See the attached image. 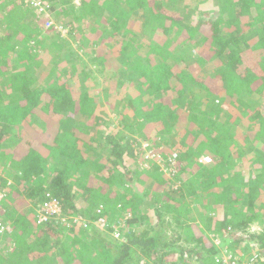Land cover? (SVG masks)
Returning <instances> with one entry per match:
<instances>
[{
	"label": "trees",
	"instance_id": "obj_1",
	"mask_svg": "<svg viewBox=\"0 0 264 264\" xmlns=\"http://www.w3.org/2000/svg\"><path fill=\"white\" fill-rule=\"evenodd\" d=\"M42 1L0 0V264H264V0Z\"/></svg>",
	"mask_w": 264,
	"mask_h": 264
},
{
	"label": "rangeland",
	"instance_id": "obj_2",
	"mask_svg": "<svg viewBox=\"0 0 264 264\" xmlns=\"http://www.w3.org/2000/svg\"><path fill=\"white\" fill-rule=\"evenodd\" d=\"M26 1V3L28 4V3H32V1L31 0H25ZM31 5V4H30ZM33 6V5H32ZM214 16H217V12L216 11H212V15L210 16V19L211 18H214ZM253 16L255 17V19L257 20V22H259L260 21V17H259V14L257 13V11H254L253 12ZM52 19L54 20L55 18H53L52 17ZM195 21V20H194ZM56 22H57V18H56ZM56 22L53 24V25H55L56 24ZM52 25V26H53ZM48 26V25H47ZM51 26V27H52ZM51 27H49V28H51ZM48 30V29H47ZM58 30H59V28H58ZM66 33H68V31L66 32ZM125 34H126V31L125 32H123L122 34H121V36H124L125 37ZM63 36H65V35H63ZM62 35H61V37L62 38H64ZM128 37H129V35H128ZM65 40L62 42V44L63 45H65L66 46V48H67V46L69 45H71V46H73V47H77V45H78V43H76V41H75V38H76V40H77V42H78V40H79V38H77V37H72V36H70L69 38L67 37V34H66V36H65ZM182 43H183V41H182ZM64 48V47H63ZM194 62V60L192 59L189 63H193ZM91 68H92V70H94V66H91ZM191 70L197 75V76H199V74L201 73V70L198 68V66L197 65H195V67H192L191 68ZM127 73H130V71H127ZM97 76H99V74H96ZM94 76V75H93ZM208 77V76H207ZM208 81L209 82H211L212 83V81L213 80H209V79H207L206 81H204V82H207L208 83ZM101 83H106L105 81H103V82H101ZM105 86V85H104ZM102 91V88H101V86L100 87H94V89L92 90V94L94 95V98H93V100L94 101H98V100H96V98H98L99 99V101L100 102H102V103H105L106 102V99L108 98V95H107V93H103V92H101ZM220 90L219 89H216L214 92L215 93H217V92H219ZM115 95H112V96H110V97H114ZM109 100L112 102V103H115V106L117 107V109H118V101H116L115 99H111V98H109ZM109 100H107V101H109ZM107 104H108V102H107ZM261 107L263 108V110H264V103H262V105H261ZM117 109H115V110H117ZM237 109H239V107L237 108ZM240 111V110H239ZM104 116L105 117H108L109 118V120H113V119H115L116 118V116H117V114H116V112L114 113V112H112V110L111 109H109L107 106H106V109H105V111H104ZM113 127H116V119H115V121H114V126ZM157 135V134H156ZM169 135V136H168ZM168 135H164V136H160V135H158V137L157 138H154V136L151 138V140H153V141H149V142H147L145 139H140V140H142V141H140L139 140V143H136L135 145H134V148H135V154L136 155H138V160H141V161H145V163H143V166L144 167H149L150 166V164H149V160H152V158L150 157V156H148L149 155V153H151V156L152 155H155V157H158V158H160L161 157V159H162V156H161V151H160V146H162L163 144H162V142L161 141H170L171 139L170 138H172V139H175V136L173 135L172 137H171V135L172 134H168ZM162 144V145H161ZM158 145H160V146H158ZM153 148V149H152ZM156 151H155V150ZM151 151H154L153 153L151 152ZM249 155H251V154H249ZM261 156V155H260ZM260 156L258 155V157L260 158ZM203 158V157H202ZM155 159V158H154ZM147 161H149V162H147ZM158 163H160V161H158ZM142 166V167H143ZM161 166H163V165H161ZM163 171H164V173H166L167 174V176H172V174H170L169 172L170 171H172V169H170V168H167V167H164L163 168ZM136 191H137V193L138 194H140V195H143L144 194V187H141V186H139V185H136ZM149 188V187H148ZM175 188H176V186H175ZM144 205H146V208L144 209V212L145 213H147L148 215H151L152 217H154V212H153V210H152V203H151V201L150 200H145L144 201ZM30 207V206H29ZM193 208H194V210L196 211V208H195V206L193 205L192 206ZM206 211V210H205ZM207 211H209L208 209H207ZM195 214H196V212H195ZM206 214H208V212L206 213ZM129 215H131V214H129ZM129 215H127L126 217H129ZM197 215V214H196ZM155 219V218H154ZM252 221V220H251ZM257 221H259V220H257ZM251 223V222H250ZM248 223V227H247V230H251V231H255V232H258V231H261L263 228H264V225L263 224H261V223H257V222H253V223ZM95 225H99V227L100 228H102V227H104V225L103 224H101L100 222H98V221H96L95 223H94ZM9 226V225H8ZM9 229V228H8ZM115 236L116 237H118V238H120V235H119V233H118V231H116L115 233ZM213 242L216 244V245H219L220 244V242H221V240L218 238V239H215V240H213ZM182 243V242H181ZM225 246V245H224ZM226 247V246H225ZM221 249H222V255H223V258H224V264H229V261L230 260H232V263L233 264H250L249 262L250 261H253L256 257H257V255L256 254H254L253 255V252H248V251H246V250H244V248H242V249H240V253H237V254H235V256H233V258L232 259H230V254H228V251L227 250H225L224 249V247H221ZM231 253V252H230ZM253 255V258H251V259H247V258H249L250 256H252ZM54 256V258L56 259V260H59L60 259V255H58V254H56L55 253V255H53ZM241 261V263H239Z\"/></svg>",
	"mask_w": 264,
	"mask_h": 264
},
{
	"label": "built area",
	"instance_id": "obj_3",
	"mask_svg": "<svg viewBox=\"0 0 264 264\" xmlns=\"http://www.w3.org/2000/svg\"><path fill=\"white\" fill-rule=\"evenodd\" d=\"M34 9H36L39 13H45L46 18H49V21L46 23V28L51 27L54 24V21L52 17L49 15L47 9H49V5L45 4L42 0H31ZM48 25V26H47ZM41 211H44L49 214H59L60 213V208L58 206V202L53 199L51 201H47L44 204L40 206ZM41 220H44L41 218ZM101 224L104 225V221H99ZM233 264V263H232Z\"/></svg>",
	"mask_w": 264,
	"mask_h": 264
},
{
	"label": "bare ground",
	"instance_id": "obj_4",
	"mask_svg": "<svg viewBox=\"0 0 264 264\" xmlns=\"http://www.w3.org/2000/svg\"><path fill=\"white\" fill-rule=\"evenodd\" d=\"M148 156H150L151 158L153 157V158H152L153 160H154V158H156L155 155H152V156H151V155L149 154ZM172 158H173V160L175 161V159L177 158V156L174 155ZM200 162L203 163V164H208V163L211 162V159L208 158V157H203V158L200 159Z\"/></svg>",
	"mask_w": 264,
	"mask_h": 264
},
{
	"label": "crops",
	"instance_id": "obj_5",
	"mask_svg": "<svg viewBox=\"0 0 264 264\" xmlns=\"http://www.w3.org/2000/svg\"><path fill=\"white\" fill-rule=\"evenodd\" d=\"M253 222H257V223H258V221H257L256 219L251 221V223H253ZM251 223H250V224H251ZM261 224H262V223H261Z\"/></svg>",
	"mask_w": 264,
	"mask_h": 264
},
{
	"label": "clouds",
	"instance_id": "obj_6",
	"mask_svg": "<svg viewBox=\"0 0 264 264\" xmlns=\"http://www.w3.org/2000/svg\"><path fill=\"white\" fill-rule=\"evenodd\" d=\"M99 222V221H98Z\"/></svg>",
	"mask_w": 264,
	"mask_h": 264
}]
</instances>
